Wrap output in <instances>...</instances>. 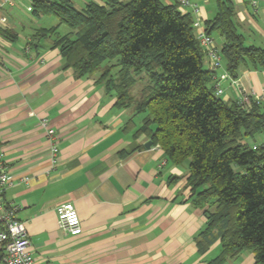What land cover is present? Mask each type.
<instances>
[{
  "label": "crops",
  "instance_id": "1",
  "mask_svg": "<svg viewBox=\"0 0 264 264\" xmlns=\"http://www.w3.org/2000/svg\"><path fill=\"white\" fill-rule=\"evenodd\" d=\"M34 1L0 0V146L12 182L3 198L19 206L34 264H209L221 244L198 246L208 205L192 202L187 168L167 161L157 146L146 148L149 137L136 134L144 116L118 108L97 76L75 78L52 37L33 42L37 30L56 25L34 12ZM71 1L78 9L102 4ZM233 1L241 20L258 13L259 1L264 16V0L251 1L250 15L242 0ZM191 12L184 13L194 20ZM200 17L204 24L211 19L203 9ZM250 27L239 32L246 44L264 47V23ZM223 43L215 45L220 50ZM204 67L214 72L209 86L224 101L238 102L243 92L264 95L263 69L241 66L234 84L221 78L225 63L212 70L205 57ZM43 120L58 137L55 159ZM64 203L78 214L79 235L58 227L56 207ZM250 254L224 264H253Z\"/></svg>",
  "mask_w": 264,
  "mask_h": 264
},
{
  "label": "trees",
  "instance_id": "2",
  "mask_svg": "<svg viewBox=\"0 0 264 264\" xmlns=\"http://www.w3.org/2000/svg\"><path fill=\"white\" fill-rule=\"evenodd\" d=\"M34 12L58 23L39 29L33 42L52 37L64 68L75 78L97 76L118 108L144 116L136 134H146L163 158L187 168L192 202L208 205L198 242L205 251L220 240L224 264L245 251L264 264V143L246 138L264 133V106L227 102L209 86L213 71L197 41L193 19L160 0H102L82 9L71 0H35ZM231 0H216L206 32L219 34L229 76L243 65L264 70V47L247 45L233 20ZM66 25L70 31L59 33ZM32 42V43H33ZM149 83L134 94L136 78Z\"/></svg>",
  "mask_w": 264,
  "mask_h": 264
},
{
  "label": "built area",
  "instance_id": "3",
  "mask_svg": "<svg viewBox=\"0 0 264 264\" xmlns=\"http://www.w3.org/2000/svg\"><path fill=\"white\" fill-rule=\"evenodd\" d=\"M17 0H4L5 3L11 4ZM182 13L186 8H191V13L196 16L193 20L192 27L202 52L210 62L213 70L219 69L222 65L221 52L215 45L212 37L206 32L204 21L200 17V8L196 4H192L190 0H174ZM255 1L252 2L254 6ZM222 79H232L229 74L221 76ZM222 91L215 90V94L220 96ZM256 102L264 101V95H256L253 93L243 92L238 102L243 106H248L250 100ZM40 125L45 129L46 135L50 141L49 152L52 159L58 152L57 135L54 130L48 127L46 121H41ZM158 147V146H157ZM11 178L7 174V166L3 160V151L0 146V263L1 264H34V260L30 255L31 243L27 236L25 225L17 218L19 206L14 203H8L3 198V193L8 186H11ZM57 224L59 229L71 236L79 235L82 232V226L78 214L72 203H64L56 207Z\"/></svg>",
  "mask_w": 264,
  "mask_h": 264
},
{
  "label": "rangeland",
  "instance_id": "4",
  "mask_svg": "<svg viewBox=\"0 0 264 264\" xmlns=\"http://www.w3.org/2000/svg\"><path fill=\"white\" fill-rule=\"evenodd\" d=\"M233 1V0H232ZM251 1L252 0H242V4L245 5L249 15L250 14H253V8L251 7ZM259 1V0H258ZM233 4H234V8H235V15L233 17V20L236 24V28L239 32H247V29L248 28H251L250 27V22H253L254 24H258L259 26H263V23H264V16L262 15V11H261V6H262V3H260L259 1V6H258V13L256 15H252L250 17H247L246 19L244 20H241V18H238V14L236 12V9H237V5L236 3L233 1ZM196 5L200 8V9H203L205 12H206V15L208 18H212L215 14H216V0H197V3ZM50 18H48L50 24H53V21L55 20V24L58 23V20L54 17V16H48ZM46 21V20H45ZM49 27L51 25H48ZM252 30V28L250 29ZM70 31V29L66 26V25H61L59 27V32L60 34H66ZM254 36L257 35L253 34ZM211 37L213 38L215 44L218 46L222 43L223 41V38L217 34L216 32H213L211 34ZM221 61H222V64L225 63L224 61V58L222 57L221 58ZM213 70V69H212ZM141 78H136V82H135V86H134V94L136 95L139 90L145 86L146 84L149 83V79L144 75L142 74L140 76ZM245 142L248 143L249 145H260L262 143H264V133H260V134H256L254 137L252 138H246L245 139ZM251 252L250 251H245L243 252L240 257V259H245V257L250 254ZM252 255V254H250Z\"/></svg>",
  "mask_w": 264,
  "mask_h": 264
},
{
  "label": "water",
  "instance_id": "5",
  "mask_svg": "<svg viewBox=\"0 0 264 264\" xmlns=\"http://www.w3.org/2000/svg\"><path fill=\"white\" fill-rule=\"evenodd\" d=\"M151 145H152V141L149 140V141H147V142L145 143L144 146H145L146 148H149Z\"/></svg>",
  "mask_w": 264,
  "mask_h": 264
}]
</instances>
